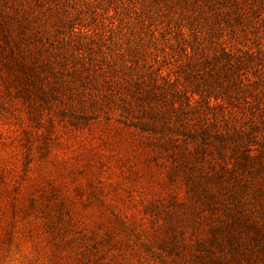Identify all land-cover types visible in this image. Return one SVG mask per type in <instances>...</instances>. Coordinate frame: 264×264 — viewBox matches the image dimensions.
I'll use <instances>...</instances> for the list:
<instances>
[{"label": "rangeland", "instance_id": "374dc122", "mask_svg": "<svg viewBox=\"0 0 264 264\" xmlns=\"http://www.w3.org/2000/svg\"><path fill=\"white\" fill-rule=\"evenodd\" d=\"M64 2L59 14L82 17L92 31L104 20L119 42L129 27L153 24L157 37L169 36L180 13L164 0ZM0 7L36 8L33 0ZM29 91L0 67V264H264L262 179L222 190L204 165L192 172L190 154L152 146L120 109L66 99L95 92L43 102Z\"/></svg>", "mask_w": 264, "mask_h": 264}, {"label": "trees", "instance_id": "16d2710c", "mask_svg": "<svg viewBox=\"0 0 264 264\" xmlns=\"http://www.w3.org/2000/svg\"><path fill=\"white\" fill-rule=\"evenodd\" d=\"M164 1L180 10L169 36L157 37L154 24L129 27L122 42L106 35L104 20L92 31L82 17L59 14L60 0L0 7V67L43 102L95 92L66 99L120 109L152 146L190 154L192 172L204 165L222 190L264 181V0Z\"/></svg>", "mask_w": 264, "mask_h": 264}]
</instances>
